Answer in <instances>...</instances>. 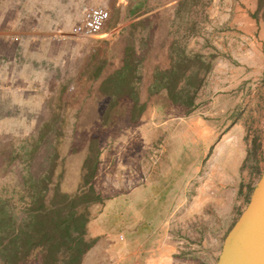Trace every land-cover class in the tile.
Here are the masks:
<instances>
[{"label":"rangeland","instance_id":"374dc122","mask_svg":"<svg viewBox=\"0 0 264 264\" xmlns=\"http://www.w3.org/2000/svg\"><path fill=\"white\" fill-rule=\"evenodd\" d=\"M249 6L200 0L171 20L181 35L194 26L187 51L210 66L203 86L193 89L195 108L168 112L166 93L150 95L157 70L146 88L147 54L135 53V78L152 110L147 128L131 122V102H113L91 85L95 64L117 58L121 45L70 36L82 13L25 22L40 34L0 44L3 201L11 197L2 185L26 176L31 157L38 176L56 157L54 179L70 193L88 176L86 161L98 159L93 185L104 201L89 208L87 239L97 243L84 264H216L264 171V3L257 26ZM161 29L150 28L152 42ZM16 212L26 214L22 205Z\"/></svg>","mask_w":264,"mask_h":264},{"label":"trees","instance_id":"16d2710c","mask_svg":"<svg viewBox=\"0 0 264 264\" xmlns=\"http://www.w3.org/2000/svg\"><path fill=\"white\" fill-rule=\"evenodd\" d=\"M199 1L180 0L175 18H182L184 9ZM180 29L172 32L171 68L156 71L150 95L166 93L172 104L192 109L196 107L193 89L203 86V71L208 72L210 66L205 65L201 54L187 51L194 26L186 29L185 35L180 34ZM134 59L135 53L127 55L125 67L106 79L99 90L113 102H131L132 123L138 122L147 109V102H142L140 81L135 78ZM37 150L36 147L34 153ZM33 160L31 157L25 164L26 176L1 187L10 193L6 197L11 198L3 201L0 197V264H83L85 255L97 243L95 239H87L89 208L104 201L93 185L99 161H86L84 171L89 174L82 179L78 190L70 193L62 190L60 179H54L56 157L47 165L43 176L36 175ZM13 163L14 159H10L9 165ZM20 205L24 207V217L16 212Z\"/></svg>","mask_w":264,"mask_h":264},{"label":"crops","instance_id":"0c3cea01","mask_svg":"<svg viewBox=\"0 0 264 264\" xmlns=\"http://www.w3.org/2000/svg\"><path fill=\"white\" fill-rule=\"evenodd\" d=\"M248 1H250L249 10L252 13V21L254 20L256 26L261 25V21L258 23L254 18L258 16L260 0ZM179 2L180 0H0V44L22 42L23 38L29 34L32 36L40 34L37 25L30 28L25 25V22L63 20L65 19L64 14L71 12L83 14V9L87 5L102 3L108 6L106 8L111 12V18L99 37L102 36L113 44L121 45V49L120 55L117 58H111L107 65L95 64L96 74L91 85L100 90L106 79L125 67L127 47L134 41V53L147 54L144 63L145 79L142 80L147 88L153 83L152 78L156 70L171 68V48L174 38L170 24L175 18V10ZM165 17H168V23L161 21ZM144 26L149 29L148 32L142 30ZM160 26L163 36L157 42L156 39L152 42L153 36L150 34V28L156 29ZM26 28L29 30L25 31ZM154 43L157 45L156 48H152ZM149 79L151 80L148 81ZM147 96L148 94L142 96L145 102L148 101ZM178 109L182 111L183 106L171 104L168 112ZM151 111L150 104L147 102V109L136 124L143 123V126L147 128L148 123L146 122ZM173 120L165 121V125L161 124V127L169 129ZM88 232H92L89 227Z\"/></svg>","mask_w":264,"mask_h":264},{"label":"water","instance_id":"95a60500","mask_svg":"<svg viewBox=\"0 0 264 264\" xmlns=\"http://www.w3.org/2000/svg\"><path fill=\"white\" fill-rule=\"evenodd\" d=\"M216 264H264V171Z\"/></svg>","mask_w":264,"mask_h":264},{"label":"built area","instance_id":"2783aa9c","mask_svg":"<svg viewBox=\"0 0 264 264\" xmlns=\"http://www.w3.org/2000/svg\"><path fill=\"white\" fill-rule=\"evenodd\" d=\"M111 18V12L102 6L87 5L83 9V17L78 22L70 36L77 39L98 38Z\"/></svg>","mask_w":264,"mask_h":264}]
</instances>
